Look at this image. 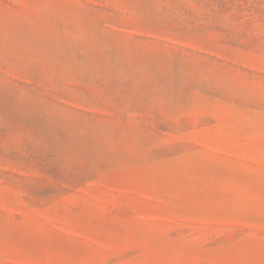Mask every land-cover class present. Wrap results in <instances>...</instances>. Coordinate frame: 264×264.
<instances>
[{"label": "rangeland", "instance_id": "rangeland-1", "mask_svg": "<svg viewBox=\"0 0 264 264\" xmlns=\"http://www.w3.org/2000/svg\"><path fill=\"white\" fill-rule=\"evenodd\" d=\"M0 264H264V0H0Z\"/></svg>", "mask_w": 264, "mask_h": 264}]
</instances>
